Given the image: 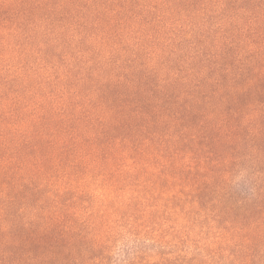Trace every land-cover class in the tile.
I'll list each match as a JSON object with an SVG mask.
<instances>
[{"label": "trees", "instance_id": "1", "mask_svg": "<svg viewBox=\"0 0 264 264\" xmlns=\"http://www.w3.org/2000/svg\"><path fill=\"white\" fill-rule=\"evenodd\" d=\"M200 228L264 264V0H0V264Z\"/></svg>", "mask_w": 264, "mask_h": 264}, {"label": "rangeland", "instance_id": "2", "mask_svg": "<svg viewBox=\"0 0 264 264\" xmlns=\"http://www.w3.org/2000/svg\"><path fill=\"white\" fill-rule=\"evenodd\" d=\"M237 191L241 190V187L236 189ZM90 197L103 198L104 191L93 192L86 191ZM199 230L195 229L187 231V236H179L177 232H172L175 236L168 240L162 241L160 237V232H154L147 234L141 238H135L134 236L126 235L121 241L117 243V246L114 249L113 262L117 264H122L125 260L133 257L137 251H143L145 254H142L144 258L151 259L153 261H159L162 264H176L174 260L178 259L180 255L187 257L189 263H192L193 257H199L200 255H205L201 253L202 241L201 235H199ZM201 232V231H200ZM206 234V229L203 230ZM156 234V235H155ZM204 234V235H205ZM206 236V235H205ZM189 239V240H188ZM215 248V246H212ZM165 260H169L173 263H166Z\"/></svg>", "mask_w": 264, "mask_h": 264}]
</instances>
